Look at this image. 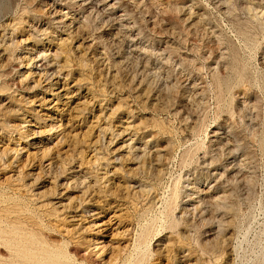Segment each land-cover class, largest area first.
Returning <instances> with one entry per match:
<instances>
[{"label":"rangeland","instance_id":"1","mask_svg":"<svg viewBox=\"0 0 264 264\" xmlns=\"http://www.w3.org/2000/svg\"><path fill=\"white\" fill-rule=\"evenodd\" d=\"M77 1L67 7L81 34L62 36L49 22L52 0H0L9 51L0 56V264H264V0H113L135 43L92 0ZM48 24L41 43L31 25ZM32 43L55 55L54 69L19 61ZM35 64L60 72L47 80ZM58 88L66 96L52 95ZM46 95L39 113L26 102ZM34 128L40 149L23 137ZM130 136L158 150L160 174L137 159ZM216 170L226 171L215 190L224 200L188 213L185 187L213 185Z\"/></svg>","mask_w":264,"mask_h":264},{"label":"bare ground","instance_id":"2","mask_svg":"<svg viewBox=\"0 0 264 264\" xmlns=\"http://www.w3.org/2000/svg\"><path fill=\"white\" fill-rule=\"evenodd\" d=\"M70 1V0H69ZM73 1V0H72ZM79 1V3L82 5V6H84V5H86V3H83L85 0H78ZM77 1V2H78ZM88 1H90V0H88ZM115 1V0H114ZM117 1V0H116ZM92 2H93V5H92V9L93 8H95V7H101L102 9V11H104L103 13H105V14H107V16L109 17V19H112V21H114V23L116 24V25H118V30L119 31H121V27H123V29L122 30H124V31H121V33L122 32H127V34L129 35V38L131 39V41L132 42H134L135 43V41L137 40V38H138V36H134L133 34H132V31H133V26H131V25H129L128 23V25H125L126 23V21H125V11H124V13H119L118 14V11H117V3L116 2H113V0H92ZM92 2H90L91 4H92ZM52 3L53 4H51V6L52 7H50V11H48L49 12V22H50V24H52V25H54L56 28H58L60 31H61V34L60 35H62V34H67V33H72V32H74L75 33V31L74 30H77L78 29V27L75 25V23H76V21H77V16H78V14L77 13H72V12H70V10H69V8L67 7L68 6V3L69 2H67V0H52ZM118 3H120V2H118ZM49 4V3H48ZM89 4V3H88ZM124 4V3H123ZM121 5V4H120ZM49 6V5H48ZM78 6H80V5H78ZM90 6V5H89ZM119 6V5H118ZM123 6V5H122ZM87 7V6H86ZM85 7V8H86ZM76 8V7H75ZM91 8V7H90ZM72 9V8H71ZM89 9V8H88ZM123 9V8H122ZM46 10V8L44 9V11ZM91 10V9H90ZM95 10V9H94ZM97 10V9H96ZM100 10V8L98 9V11L97 12H101V11H99ZM82 11H83V13H85V10H83L82 9ZM88 11V10H87ZM92 11V10H91ZM46 12H47V10H46ZM77 12H79V11H77ZM93 12V11H92ZM96 12V11H95ZM96 12V13H97ZM123 12V11H122ZM102 13V12H101ZM86 14V13H85ZM89 15V14H88ZM87 14H86V16H88ZM91 15H93V14H91ZM125 15V16H124ZM47 16V17H48ZM85 16V20H86V18H87V20H88V17H86ZM183 18V17H182ZM189 18V17H188ZM108 19V20H109ZM86 20V21H87ZM90 20V19H89ZM88 20V21H89ZM107 20V21H108ZM45 21V20H44ZM46 21H48V20H46ZM192 21V20H191ZM31 22V21H30ZM11 23V22H10ZM106 23V22H105ZM123 23H125L124 25H123ZM29 24V23H28ZM83 24V23H82ZM81 24V25H82ZM107 24V23H106ZM110 24V23H109ZM154 24V23H153ZM108 25V24H107ZM111 25V24H110ZM115 25V26H116ZM32 26V28H31V30H32V34L37 38L38 36L39 37H41V36H45V35H47L48 34V28H49V24H48V26L47 27H43V29H41L40 28V26L39 25H31ZM76 26V27H75ZM85 26V25H84ZM30 27V26H29ZM83 26H81V28H82ZM113 27V26H112ZM135 27V26H134ZM116 28V27H115ZM27 29H28V27H27ZM55 29V28H54ZM110 29H111V26H110ZM81 30V29H80ZM80 30H77L76 32H78V31H80ZM83 30V29H82ZM117 30V31H118ZM162 30V29H161ZM172 30V29H171ZM50 31V30H49ZM67 31H69V32H67ZM117 31H115L116 33H118ZM56 32V31H55ZM140 32V31H139ZM57 33V32H56ZM74 33H72V34H74ZM78 33H80L81 34V31L80 32H78ZM52 35H53V32L51 33ZM71 34V35H72ZM125 34V33H124ZM29 35H31V34H29ZM117 35V34H116ZM141 35V34H140ZM11 36V35H10ZM63 36V35H62ZM115 36V35H114ZM124 36H126V35H124ZM1 37V36H0ZM31 37V36H30ZM88 37V36H87ZM87 37H86V39H87ZM128 37V36H127ZM142 37V36H141ZM32 38H34V37H32ZM31 38V39H32ZM53 38V37H52ZM57 38V37H56ZM60 38V37H59ZM65 38H66V35H65ZM65 38H63V39H65ZM72 38V37H71ZM74 38H75V36H74ZM85 38V37H84ZM140 38V37H139ZM1 39V38H0ZM10 39V38H9ZM29 39V38H28ZM28 39H27V41H28ZM96 39H98V38H96ZM127 39V38H126ZM130 39H128V40H130ZM141 39V38H140ZM143 39V38H142ZM3 40V39H2ZM22 40H24V39H22ZM21 40V41H22ZM35 40V39H34ZM45 40H47V37L46 38H43V37H41L40 38V42L41 43H44L43 41H45ZM50 40V39H49ZM4 41H5V39H4ZM59 41H61V40H59ZM63 41V40H62ZM66 41V40H65ZM87 41V40H86ZM93 41V40H92ZM112 41H114V40H112ZM124 41V40H123ZM12 42V41H11ZM22 42H24V41H22ZM35 42V41H34ZM64 42V41H63ZM91 42V41H90ZM174 42V41H173ZM10 42H8V44H9ZM25 43V42H24ZM27 43V42H26ZM40 43V44H41ZM95 43V42H94ZM120 43V42H119ZM138 43V42H137ZM143 43V42H142ZM3 45H4V42L2 43ZM27 44H29V43H27ZM33 44V43H32ZM54 44V43H53ZM132 44V43H131ZM144 44V43H143ZM6 45V44H5ZM9 45H11V44H9ZM43 45V44H42ZM79 44H77V46H78ZM81 45V44H80ZM79 45V46H80ZM87 45H88V43H87ZM89 45L90 46H92L91 45V43H89ZM115 45V44H114ZM1 46V45H0ZM7 46V45H6ZM5 46V47H6ZM78 46V47H79ZM90 46H88V47H90ZM129 46H130V44H129ZM139 46V45H138ZM137 46V47H138ZM8 47V46H7ZM134 47H136V45L134 46ZM133 47V48H134ZM136 47V48H137ZM141 47H142V45H141ZM2 48V47H1ZM4 48V47H3ZM2 48V49H3ZM37 43H34L33 45H30V46H27V48L24 50V52H22L21 53V55H19V61H21V62H23V61H27L28 62V64L30 63V64H33L36 60H38V59H43V60H45V63L47 62V67H54L55 65H56V61H55V55H53V57L52 56H49L50 54V50H48V51H50V52H48V54L49 55H47V52H46V54H45V48L44 49H40V51H38L37 50ZM132 48V49H133ZM145 48V47H144ZM5 49V48H4ZM22 49V48H21ZM47 49V48H46ZM78 49V48H77ZM92 49V48H91ZM90 49V50H91ZM8 50V49H7ZM10 50V49H9ZM55 50H57V49H55ZM55 50H54V53H55ZM135 50V49H134ZM138 50H139V48H138ZM144 51L146 50V49H143ZM12 51V50H11ZM101 51V50H100ZM147 51V50H146ZM6 50H0V56H2V55H4V54H6ZM9 52V51H8ZM7 52V53H8ZM38 52V53H37ZM59 52V51H58ZM127 52V51H126ZM143 52V51H142ZM53 53V52H52ZM103 53H105V52H103ZM145 53V52H144ZM143 53V54H144ZM148 53V52H147ZM81 54H83V52L81 53ZM99 54V53H98ZM132 54V53H131ZM10 55V54H9ZM96 55V54H95ZM100 55V54H99ZM135 55H136V53H135ZM146 55V54H145ZM81 55H79V57H80ZM18 57V56H17ZM100 56H98V58H99ZM125 57V56H124ZM127 57V56H126ZM138 57V56H137ZM11 58V57H10ZM57 58H58V56H57ZM81 58V57H80ZM105 58V57H104ZM97 59V58H96ZM2 60V59H1ZM43 60H41V62L43 61ZM95 60V59H94ZM17 61V60H16ZM18 61V62H19ZM95 61H98V60H95ZM104 61V60H103ZM146 61V60H145ZM6 62V61H5ZM40 62V63H41ZM102 62V61H101ZM106 63H107V61H105ZM137 62V61H136ZM142 62V61H141ZM1 63H3V62H1ZM24 63V62H23ZM59 63V62H58ZM95 63H97V62H95ZM103 63V62H102ZM4 64H6V63H4ZM27 64V65H28ZM60 64V63H59ZM99 64V63H98ZM26 65V66H27ZM36 65V64H35ZM37 65H39V64H37ZM36 65V67L39 69V72H41L40 74L42 75V76H45V78H47V80H48V78L49 79H52L53 78V76H56V73L59 71L60 72V68H57V69H55V70H50L49 68L47 69V68H45L46 66H44V69L43 68H41V66L43 65H41V66H37ZM102 65V64H101ZM100 65V66H101ZM4 66V65H3ZM2 65H1V67H3ZM30 66V65H29ZM63 66V65H62ZM107 66V65H106ZM109 66V65H108ZM126 66V65H125ZM31 67V66H30ZM30 67H29V69H30ZM103 68V67H102ZM146 68V67H145ZM32 69V68H31ZM52 69H54V68H52ZM105 69V68H104ZM106 69H108V67L106 68ZM148 69V68H147ZM34 70V69H33ZM109 70H111V69H108V71ZM38 71V70H37ZM107 71V72H108ZM58 72V73H59ZM106 72V73H107ZM109 72H111V71H109ZM113 72V71H112ZM35 73V72H34ZM43 73V74H42ZM114 73V72H113ZM29 74V73H28ZM111 74V73H110ZM116 74V73H115ZM31 75V74H30ZM32 75H33V73H32ZM31 75V76H32ZM35 75H37L36 73H35ZM58 75H60V74H58ZM106 75V74H105ZM109 75V74H108ZM28 76V75H27ZM30 76V77H31ZM42 76H38L39 78L41 77V79H42ZM110 76V75H109ZM115 76V75H114ZM125 76V75H124ZM22 77V76H21ZM60 77V76H59ZM112 77V76H111ZM27 78V77H26ZM29 78V77H28ZM184 78V77H183ZM17 79V78H16ZM44 80V79H43ZM102 80V79H101ZM59 81V80H58ZM185 81V80H184ZM41 82H42V80H41ZM45 82H46V80H45ZM55 82V81H54ZM52 82L51 81V83H50V85H47V87L49 86V88L50 87H54L53 85L57 82ZM30 83V82H29ZM37 84H38V79H37V82H36ZM120 83V82H119ZM134 83V82H133ZM196 83V82H195ZM49 84V83H48ZM187 84H188V82H187ZM33 85H35V84H33ZM33 85H32V87H33ZM192 85V84H191ZM55 86H58V85H55ZM193 86V85H192ZM31 87V86H30ZM42 87V86H41ZM63 87V86H62ZM201 87V86H200ZM48 88V89H49ZM187 88V87H186ZM193 88H194V86H193ZM59 89V88H58ZM61 89V88H60ZM59 89V91H57V92H55L54 94H52V95H55V97H57L58 99L61 97V96H66V93H64V94H61V91H63V90H60ZM63 89V88H62ZM203 89V88H202ZM34 90V89H33ZM50 90V89H49ZM47 91V90H46ZM51 93H52V91H50ZM68 92V91H67ZM43 93V92H42ZM48 93V92H47ZM6 95V94H5ZM38 95V94H37ZM42 95V94H41ZM54 97V96H53ZM54 97V98H55ZM144 98V97H143ZM26 99H27V103L30 105V106H32V110L33 111H35V112H38L39 113V111H40V107H46L51 101H52V99H50V98H48L47 97V95L46 96H36L35 98H33V99H30V98H27L26 97ZM30 99V100H29ZM65 100V99H64ZM201 100V99H200ZM8 101V100H7ZM60 101V100H59ZM6 102V101H5ZM23 102H25L24 100H23ZM58 102V101H57ZM189 102V101H188ZM52 103V102H51ZM26 105V104H25ZM10 106V105H9ZM8 106V107H9ZM34 106V107H33ZM246 106V105H245ZM38 107H39V109H38ZM28 108H29V106H28ZM31 108V107H30ZM5 109V108H4ZM46 109V108H45ZM43 110V109H42ZM6 111H8L7 110V108H6ZM22 111V110H21ZM8 112H10V111H8ZM30 112V111H29ZM38 113H35L36 115L38 114ZM35 115V116H36ZM41 115V114H40ZM29 116H31V115H29ZM33 116V115H32ZM42 116H44L43 114H42ZM36 118V117H35ZM26 119V118H25ZM37 119V118H36ZM43 119V118H42ZM46 120V119H45ZM121 120H122V118H121ZM26 121V120H25ZM27 121H31V120H27ZM37 121V120H36ZM41 121H44V120H41ZM40 121V122H41ZM34 122V121H33ZM48 121H46V123H47ZM127 122V121H126ZM43 123V122H42ZM45 123V122H44ZM123 123V122H122ZM9 124V123H8ZM20 125H22L21 123H19ZM30 124V123H29ZM33 124V123H32ZM39 124V123H38ZM49 124H51V123H49ZM11 125V124H10ZM23 125H24V123H23ZM122 125V124H121ZM120 125V126H121ZM16 126V125H15ZM25 126H26V124H25ZM39 126V125H38ZM50 126V125H49ZM53 126V125H52ZM56 126V125H55ZM54 126V127H55ZM53 127V128H54ZM113 127V126H112ZM127 128H128V126H126ZM9 128V127H8ZM7 128V129H8ZM12 128V127H11ZM22 128V127H21ZM24 128V127H23ZM26 128V127H25ZM43 128V127H42ZM41 128V129H42ZM48 128V127H47ZM119 128V127H118ZM118 128H117V130H118ZM123 128V127H122ZM12 129H14V128H12ZM46 129V128H45ZM50 129H52V128H50ZM129 129V128H128ZM27 131H25L24 133H26L25 135H24V133H23V137H29L30 136V138H29V140H28V142L30 143V144H28V145H30V146H33L34 148H39L40 147V142H42V141H40L41 139H38L39 141H37V139H36V137H35V135H36V133H40V134H42V130L39 132V130H38V132H36V130H35V128L34 129H26ZM127 129H122L121 130V133L123 134V133H125V131H126ZM222 130V129H221ZM1 131V130H0ZM13 131H15V129L13 130ZM12 131V132H13ZM22 131H23V129H22ZM223 131V130H222ZM8 132V131H7ZM47 132V131H46ZM116 132V131H115ZM221 132V131H220ZM219 131H215L214 132V138H215V142H220L221 141V139L222 138H225L226 136H224V134L222 135V136H220L219 135V133H220ZM19 133V132H18ZM45 133V132H44ZM120 133V132H119ZM120 133V134H121ZM127 133V132H126ZM126 133H125V135H126ZM228 133V132H227ZM39 134V135H40ZM48 134H50V133H48ZM55 134V133H54ZM226 134V133H225ZM52 135V134H51ZM64 135V134H63ZM118 135V134H117ZM131 135V134H130ZM227 135V134H226ZM61 136V135H60ZM129 136V135H128ZM41 137V136H40ZM120 137V136H119ZM169 137V136H168ZM42 138V137H41ZM59 138H61V137H59ZM62 138H63V136H62ZM117 138V137H116ZM28 139V138H27ZM43 139V138H42ZM52 139V138H51ZM64 139H66V136H65V138H63V140ZM128 140H130V142L128 143L127 142V145L129 144L130 146L129 147H131L134 151H135V155H136V157H137V159L139 160H141V159H146V158H149V160H150V162H152V163H154L155 164V170H156V173L157 172H159V174H160V172H161V169H159V166H161V162L163 161V158H162V161H160V154L157 152V151H155V150H153V151H151V149H148L147 148V146L146 145H144V146H139V145H137V144H135V142H136V138L135 137H133V136H130L129 138H127ZM145 139V138H144ZM212 139V138H211ZM228 139H229V137H228ZM25 140V139H24ZM222 140H224V139H222ZM232 140V139H231ZM59 141V140H58ZM61 141V140H60ZM227 142V141H226ZM229 142H230V140H229ZM43 143V142H42ZM47 143V142H46ZM231 143V142H230ZM49 144V143H48ZM107 144V143H106ZM231 144H233V143H231ZM230 144L229 143H224L223 144V146H225V149L228 151V153H229V156L230 157H234V155H233V152H232V148H230V146H229ZM47 146V145H46ZM220 146V145H219ZM232 146V145H231ZM236 146V145H235ZM25 148V147H24ZM41 148V147H40ZM39 148V149H40ZM49 149H50V147H48ZM47 148V149H48ZM15 149V148H14ZM37 149L35 150V151H37ZM43 149V148H42ZM115 149V148H114ZM164 150H166L165 148H163ZM162 149V150H163ZM222 149V148H221ZM225 149H223V150H225ZM16 150V149H15ZM51 150V149H50ZM74 150V149H73ZM160 150V149H159ZM19 151V150H18ZM20 151H22V150H20ZM43 151V150H42ZM236 151V150H235ZM16 152H17V150H16ZM39 152H41V151H39ZM38 152V153H39ZM80 152V151H79ZM161 152V151H160ZM166 152H167V150H166ZM238 152V151H237ZM37 153V154H38ZM42 153V152H41ZM165 153V152H164ZM28 154V153H27ZM34 154H35V152H34ZM79 154V153H78ZM97 154V153H96ZM161 154H163V153H161ZM235 154V153H234ZM224 155V154H223ZM78 156H81V153H80V155H77V157ZM162 156H164V155H161V157ZM236 157V156H235ZM239 157V156H238ZM244 158V157H243ZM204 159V158H203ZM227 159V158H226ZM51 160V159H50ZM165 160V159H164ZM240 160V159H239ZM72 161H73V159H72ZM72 161H71V163H72ZM87 161V160H86ZM143 161V160H142ZM154 161V162H153ZM205 161V160H204ZM231 161V160H230ZM140 162V161H139ZM149 162V161H148ZM212 162V161H211ZM235 162V159H234V161H233V163ZM240 162V161H239ZM46 163V162H45ZM227 163V162H226ZM51 164H52V162H50L49 161V163L47 164H44L47 168H49V167H51ZM57 164V163H56ZM75 164V163H74ZM143 164H146L145 163V161L143 162ZM239 164V163H238ZM78 165H80V164H78ZM77 165V166H78ZM212 165V163L209 165V166H211ZM232 165V164H231ZM235 165H237L236 164V162L234 163V166H232V167H230L229 169L230 170H233L234 169V167H236ZM43 166V165H42ZM53 166H54V164H53ZM52 166V167H53ZM56 166V165H55ZM66 166V165H65ZM70 166H71V164H70ZM205 166V165H204ZM228 166V165H227ZM230 166V165H229ZM74 167V166H73ZM80 167H81V165H80ZM162 167V166H161ZM77 168V167H76ZM226 169H227V167H225ZM239 168V167H238ZM53 169V168H52ZM72 169V168H71ZM70 169V170H71ZM209 169V168H208ZM216 169V168H215ZM214 169V170H215ZM51 170V168L49 169V171ZM67 171H68V169H66ZM207 170V169H206ZM220 170V169H219ZM228 170V169H227ZM237 170V169H236ZM73 172L75 171V169H73L72 170ZM76 171H79L78 170V168H77V170ZM210 171V170H209ZM238 171V170H237ZM240 171V170H239ZM239 171H238V173H239ZM69 172V171H68ZM80 172V171H79ZM222 172V171H221ZM221 172H217V170L216 171H214V172H212V176H213V179H214V184L213 185H209V187H204V184L203 185H201L200 184V182L198 181V180H196V181H192V182H190L186 187H185V191H184V189H183V191H184V200H183V203H184V209L188 212V213H190V212H197L199 209H200V207L205 203V202H208V203H215V205H217V203H219V202H222L223 200H224V198H225V195H227L226 193H225V190H223L222 188H221V190H219V194L218 193H216L215 192V190L218 188V184L220 183V185H221V182H220V179H222L221 177L225 174L224 172H226L225 170H224V174L223 173H221ZM43 173V172H42ZM50 173V172H49ZM107 173V172H106ZM230 173V172H229ZM16 174V173H15ZM79 174V173H78ZM80 174H84V173H80ZM162 174V173H161ZM194 174V173H193ZM227 174V173H226ZM232 174V173H231ZM69 175V174H68ZM107 175V174H106ZM235 175V174H234ZM54 176V175H53ZM71 176V175H70ZM69 176V177H70ZM105 176V175H104ZM236 176V175H235ZM37 177H39V175H36V178ZM90 177V176H89ZM226 177V176H225ZM35 178V177H34ZM59 178V177H58ZM82 178H83V176H82ZM228 178V177H227ZM73 179V178H72ZM79 179V178H78ZM77 179V180H78ZM85 178H83V180H84ZM90 179V178H89ZM92 179V178H91ZM105 179V178H104ZM103 178H102V180H104ZM187 179H189V178H187ZM237 179V178H236ZM235 179V180H236ZM36 180V179H35ZM51 180V179H50ZM58 180V179H57ZM69 180V179H68ZM79 180H81V179H79ZM95 180V179H94ZM99 180V178H97V181ZM194 180V179H193ZM210 180H211V178H210ZM225 180V179H224ZM228 180V179H227ZM230 180V179H229ZM48 181V180H47ZM61 181V180H60ZM74 181V180H73ZM106 181H107V178H106ZM191 181V180H190ZM209 181V180H208ZM43 182V181H42ZM53 182V181H52ZM58 182V181H57ZM79 182V181H78ZM83 182V181H82ZM87 182H88V180H87ZM99 182V181H98ZM109 182V181H108ZM202 182V181H201ZM206 182V181H205ZM227 182V181H226ZM72 183V182H71ZM91 184H92V182H90ZM96 183V182H95ZM94 183V184H95ZM203 183V182H202ZM61 184V183H60ZM93 184V185H94ZM97 184V183H96ZM212 184V183H211ZM98 185V184H97ZM144 185V184H143ZM206 185V184H205ZM58 186V185H57ZM64 186V185H63ZM66 186V185H65ZM95 186V185H94ZM118 186V185H117ZM88 187V186H87ZM92 187V186H91ZM97 187V186H96ZM96 187H94V188H96ZM54 188H56V187H54ZM65 188V187H64ZM103 188V187H102ZM134 188V187H133ZM214 188V189H213ZM220 188V187H219ZM218 188V189H219ZM226 188V187H225ZM61 189V188H60ZM227 189V188H226ZM57 190V189H56ZM64 190V189H63ZM62 190V191H63ZM96 190V189H95ZM223 190V191H222ZM228 190V189H227ZM84 192L83 193H85L86 191L85 190H83ZM218 191V190H217ZM229 191H232V190H230L229 189ZM228 191V193H230ZM60 192V191H59ZM95 193V192H94ZM37 194H38V192H37ZM60 194V193H59ZM64 194V193H63ZM231 194V193H230ZM85 195V194H84ZM232 195V194H231ZM23 196V195H22ZM65 196V195H64ZM83 196V195H82ZM87 196V195H86ZM61 197V196H60ZM102 197V196H101ZM86 198V197H85ZM3 199V198H2ZM228 199V198H227ZM89 200V199H88ZM11 201V200H10ZM93 201V200H92ZM93 203H95L94 201H93ZM115 203H116V201H115ZM58 204H60V202L58 203ZM66 204V203H65ZM96 204V203H95ZM61 205V204H60ZM81 205V204H80ZM83 205H86V203L84 202L83 203ZM210 205V204H209ZM233 205V204H232ZM231 205V206H232ZM79 206V205H78ZM66 207V206H65ZM81 207V206H80ZM91 207V206H90ZM211 207V206H210ZM224 207V206H223ZM227 207V206H226ZM67 208H68V206H67ZM83 208V207H82ZM218 208V207H217ZM65 209V208H64ZM76 209V208H75ZM229 209H230V207H229ZM232 209V208H231ZM230 209V210H231ZM61 210H63V209H61ZM78 211H79V209H77ZM76 210V211H77ZM92 210H94V209H92ZM215 210V209H214ZM224 210V209H223ZM29 211V210H28ZM93 212V211H92ZM215 212V211H214ZM213 212V213H214ZM219 212V211H218ZM221 212V211H220ZM227 212V211H226ZM95 213H97V212H95ZM201 213L203 214V211H201ZM207 213H208V211H207ZM211 213H212V210H211ZM212 213V214H213ZM199 214V213H198ZM73 215V214H72ZM91 215V214H90ZM93 215V214H92ZM183 215V214H182ZM186 215V214H185ZM203 215H205V214H203ZM210 215V214H209ZM226 215V214H225ZM188 216V215H187ZM186 216V217H187ZM206 216V215H205ZM215 216V215H214ZM78 217V216H77ZM182 217H184V216H182ZM206 217H208V216H206ZM211 217H213V216H211ZM217 217V216H216ZM222 217V216H221ZM224 217V216H223ZM227 217V216H226ZM193 218V217H192ZM201 218V217H200ZM204 218V217H203ZM218 218V217H217ZM202 219V218H201ZM183 220V219H182ZM193 220V219H192ZM203 220V219H202ZM206 220H208V219H206ZM213 220V219H212ZM215 220H216V218H215ZM225 220L226 219H224V222H225ZM205 221V220H204ZM209 221H211L210 220V218H209ZM214 221V220H213ZM218 221V220H217ZM223 221V220H222ZM203 222V221H202ZM216 222V221H215ZM219 222V221H218ZM224 222H223V224H224ZM221 223V222H220ZM219 223V224H220ZM217 224V223H216ZM218 224V225H219ZM222 224V223H221ZM222 224V225H223ZM37 225V224H36ZM213 225H214V222H213ZM3 226V225H2ZM212 226V225H211ZM217 226V225H216ZM220 226V225H219ZM21 227V226H20ZM221 227H223V226H221ZM224 228H226V226L224 227ZM229 228V227H228ZM215 229V228H214ZM220 230L221 228H217V230ZM216 230V229H215ZM225 229H223L222 231H224ZM188 231V230H187ZM221 231V232H222ZM228 231V230H227ZM13 232V231H12ZM23 232V231H22ZM216 232V231H215ZM220 232V233H221ZM208 233H210V232H208ZM217 233V232H216ZM219 233V232H218ZM219 233V234H220ZM223 233V232H222ZM7 234V233H6ZM39 234V233H38ZM212 234V233H211ZM215 234V233H214ZM226 234V233H225ZM218 235V234H217ZM213 236H216V235H213ZM219 236V235H218ZM224 236V233H223V235H222V237ZM45 237V236H44ZM19 238V237H18ZM29 238H31V236L29 237ZM209 238V237H208ZM215 238V237H214ZM1 239V238H0ZM17 239V238H16ZM19 239H21V238H19ZM210 239V238H209ZM18 240V239H17ZM16 240V241H17ZM32 240V239H31ZM23 241V240H22ZM38 241V240H37ZM194 241V240H193ZM9 242V241H8ZM25 242V241H24ZM28 242V241H27ZM30 242V241H29ZM23 243V242H22ZM36 243V242H35ZM41 243V242H40ZM222 243H224V242H222ZM1 244V243H0ZM25 244V243H24ZM27 244V243H26ZM32 244V243H31ZM34 244V243H33ZM42 244V243H41ZM15 245V244H14ZM16 245H18V244H16ZM21 245H23V244H21ZM30 245V244H29ZM38 245H39V243H38ZM44 244H42V245H40L41 247L43 246ZM47 245V244H46ZM229 245H230V243H229ZM6 246V245H5ZM45 246V245H44ZM43 246V247H44ZM22 247V246H21ZM28 247V246H27ZM30 247V246H29ZM39 247V246H38ZM46 247V246H45ZM19 248H20V246H19ZM18 248V249H19ZM34 248V247H33ZM50 248V247H49ZM166 248V247H165ZM29 249V248H28ZM31 249V248H30ZM37 249V248H36ZM42 249H44L45 250V248H42ZM51 249H54V248H52L51 247ZM56 249V248H55ZM139 249V248H138ZM16 250V249H15ZM48 250V249H47ZM17 251V250H16ZM18 251H20V250H18ZM27 251V250H26ZM31 251H32V249H31ZM31 251H29V253L28 252H26V253H28V254H30V252ZM33 251H35V250H33ZM37 251V250H36ZM40 251V250H39ZM57 251V250H56ZM61 251V250H60ZM50 252V251H49ZM52 252H54L53 250H52ZM58 252V251H57ZM19 253V252H18ZM38 253V252H37ZM62 253H64V252H62ZM45 254V253H44ZM53 253H51V255H52ZM40 255H43V254H40ZM39 255V256H40ZM47 255H50L49 253H47ZM53 255H59L58 253L57 254H53ZM189 255V254H188ZM23 256H26V257H28L27 255H24L23 254ZM31 255H29V257H30ZM33 256V255H32ZM61 256H63V255H61ZM61 256H60V258H61ZM66 256V255H65ZM69 256V255H68ZM68 256H66V257H68ZM22 257V256H21ZM40 257H42V256H40ZM50 257V256H49ZM56 257V256H55ZM64 257V256H63ZM20 258V257H19ZM46 258V257H45ZM48 258V257H47ZM59 258V259H60ZM69 258V257H68ZM40 260H41V258H39ZM62 259V258H61ZM47 260V259H46ZM70 260V259H69ZM20 261H22V260H20ZM35 262V261H34ZM83 262V261H82ZM24 264V263H23ZM28 264V263H27ZM32 264H34V263H32ZM40 264H59V262L57 261V259H54L53 257H51L48 261H45V262H42V260H41V263ZM190 264H192V263H190Z\"/></svg>","mask_w":264,"mask_h":264}]
</instances>
